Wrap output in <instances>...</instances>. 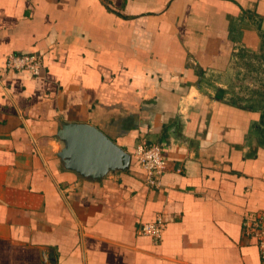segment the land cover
Listing matches in <instances>:
<instances>
[{
  "label": "crops",
  "instance_id": "1",
  "mask_svg": "<svg viewBox=\"0 0 264 264\" xmlns=\"http://www.w3.org/2000/svg\"><path fill=\"white\" fill-rule=\"evenodd\" d=\"M263 55L264 0H0V264H261L242 223L264 211V107L232 87ZM61 123L94 126L127 169H66ZM144 144L166 160L157 189Z\"/></svg>",
  "mask_w": 264,
  "mask_h": 264
},
{
  "label": "water",
  "instance_id": "2",
  "mask_svg": "<svg viewBox=\"0 0 264 264\" xmlns=\"http://www.w3.org/2000/svg\"><path fill=\"white\" fill-rule=\"evenodd\" d=\"M57 140L63 145L57 154L63 166L81 176L127 169L130 155L94 126L61 123Z\"/></svg>",
  "mask_w": 264,
  "mask_h": 264
},
{
  "label": "built area",
  "instance_id": "3",
  "mask_svg": "<svg viewBox=\"0 0 264 264\" xmlns=\"http://www.w3.org/2000/svg\"><path fill=\"white\" fill-rule=\"evenodd\" d=\"M5 68L8 71L25 70L32 76L39 75L42 62L34 54H10L5 59ZM132 157L145 174L144 183L150 189L160 187V175L166 168V160L162 155V148L157 144H144L135 147ZM164 222L161 216H156L153 222L140 226V232L148 235L153 243L161 239ZM242 231L245 236L254 240L261 264H264V211L257 213L252 219L244 220Z\"/></svg>",
  "mask_w": 264,
  "mask_h": 264
},
{
  "label": "rangeland",
  "instance_id": "4",
  "mask_svg": "<svg viewBox=\"0 0 264 264\" xmlns=\"http://www.w3.org/2000/svg\"><path fill=\"white\" fill-rule=\"evenodd\" d=\"M264 56V55H263ZM243 62L241 67H238L236 72L237 88L232 87V91L237 93L241 99L239 101L244 102L246 105H257L259 107H264V100L255 101L248 98L250 96L248 89L253 91L260 90L264 93V60L256 59L253 57H248ZM251 85V88H250ZM248 88V89H247ZM247 96V98H244ZM243 104V103H242Z\"/></svg>",
  "mask_w": 264,
  "mask_h": 264
}]
</instances>
